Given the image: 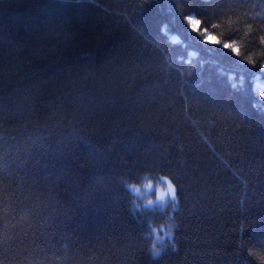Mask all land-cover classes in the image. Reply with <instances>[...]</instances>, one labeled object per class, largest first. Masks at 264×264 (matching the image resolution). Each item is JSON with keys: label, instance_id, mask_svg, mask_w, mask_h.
I'll return each instance as SVG.
<instances>
[{"label": "trees", "instance_id": "1", "mask_svg": "<svg viewBox=\"0 0 264 264\" xmlns=\"http://www.w3.org/2000/svg\"><path fill=\"white\" fill-rule=\"evenodd\" d=\"M262 2L0 0V264H255L264 70L184 16ZM145 170L176 208L133 215L121 179ZM169 214L153 261L144 233Z\"/></svg>", "mask_w": 264, "mask_h": 264}, {"label": "clouds", "instance_id": "2", "mask_svg": "<svg viewBox=\"0 0 264 264\" xmlns=\"http://www.w3.org/2000/svg\"><path fill=\"white\" fill-rule=\"evenodd\" d=\"M184 21L203 43L219 45L247 64L264 70V2L259 6L253 3L250 7H225L211 20L188 15L184 16ZM254 93L264 101V84L258 82ZM121 183L132 196L130 209L133 215L146 210L167 213L178 206V186L171 175H154L145 170L138 180L124 177ZM177 226L171 214L158 224L149 221V231L144 237L149 241L147 251L153 261L163 255L169 244L175 250L173 240ZM247 253L255 264H264V246H250Z\"/></svg>", "mask_w": 264, "mask_h": 264}]
</instances>
